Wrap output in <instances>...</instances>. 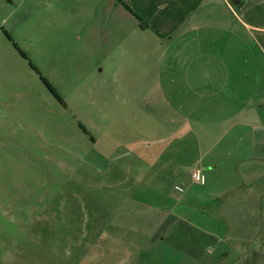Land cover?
<instances>
[{"label": "rangeland", "instance_id": "374dc122", "mask_svg": "<svg viewBox=\"0 0 264 264\" xmlns=\"http://www.w3.org/2000/svg\"><path fill=\"white\" fill-rule=\"evenodd\" d=\"M11 52H0V264H177L170 213L188 226L210 225L198 210L228 184L227 170L206 166L218 153L201 162L204 152L189 149L207 125L178 124L174 134L165 103L155 123L153 79L123 94L113 68L99 75L97 61L75 49L59 48L48 61L28 51L59 90L67 79L77 83V92L58 91L62 106ZM193 169L205 186L191 180Z\"/></svg>", "mask_w": 264, "mask_h": 264}, {"label": "crops", "instance_id": "0c3cea01", "mask_svg": "<svg viewBox=\"0 0 264 264\" xmlns=\"http://www.w3.org/2000/svg\"><path fill=\"white\" fill-rule=\"evenodd\" d=\"M15 46L45 61L75 49L97 61L99 75L113 68L123 94L153 79L155 123L165 103L174 134L179 125L209 126L189 149L204 152L201 162L218 153L206 166L227 170L228 184L198 210L210 225L188 226L170 213L181 237L177 264H264L256 259L264 257V0H0V52L19 54ZM43 78L57 93L78 91L73 78L61 90Z\"/></svg>", "mask_w": 264, "mask_h": 264}, {"label": "trees", "instance_id": "16d2710c", "mask_svg": "<svg viewBox=\"0 0 264 264\" xmlns=\"http://www.w3.org/2000/svg\"><path fill=\"white\" fill-rule=\"evenodd\" d=\"M127 7V6H126ZM128 10H130L129 8H127ZM140 21V20H139ZM140 23L142 24V21H140ZM16 50L19 52V54L23 57L26 58V55L19 50L16 46H15ZM29 66L32 70H34L35 72H37L39 74V72L35 69V67H33L30 63ZM40 75V74H39ZM41 81L43 83V85L46 87V89L55 97V99L59 102V104H61L62 106H65L63 101L61 100V97L59 96V94L55 91V89L53 87H51L50 84H48L45 79L43 78V76L40 75Z\"/></svg>", "mask_w": 264, "mask_h": 264}, {"label": "built area", "instance_id": "2783aa9c", "mask_svg": "<svg viewBox=\"0 0 264 264\" xmlns=\"http://www.w3.org/2000/svg\"><path fill=\"white\" fill-rule=\"evenodd\" d=\"M191 178L194 180L195 183H197L199 185H202L205 182L204 176L198 171H195V172L193 171L191 173ZM177 191H182V189L177 188Z\"/></svg>", "mask_w": 264, "mask_h": 264}]
</instances>
